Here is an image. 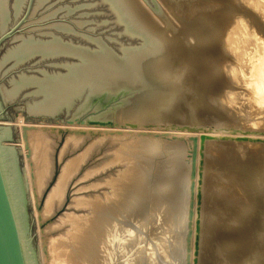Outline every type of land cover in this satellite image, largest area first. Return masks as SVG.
Masks as SVG:
<instances>
[{"label": "bare ground", "instance_id": "6f19581e", "mask_svg": "<svg viewBox=\"0 0 264 264\" xmlns=\"http://www.w3.org/2000/svg\"><path fill=\"white\" fill-rule=\"evenodd\" d=\"M244 1H246V4H248V6L251 9L253 8L255 10V11H253V10L250 11L248 9L249 13L246 16L247 18H245L243 15H240L239 14L240 11L238 12V14H236L237 12L235 13L234 9L232 10L230 8H225L222 10L221 6H220L221 8H219L220 11H218L219 9H217L218 12H215L214 9H213L214 12L210 11V13H209V11H208V13H207V11H204V14H202V15L203 16L205 15L204 18H206L208 20V22H207L208 24L206 23L207 25L206 24L203 25L204 29H201L202 26L200 27V29L197 28V27H199L198 23L197 24L194 23V24L198 25L197 27L195 26L192 28V26L194 24L190 25L191 29L189 28L190 31L188 30V34L185 37V38H187V37L191 36L192 38L195 39L196 44L194 43V45H192L190 43L192 46H190V47L185 46L186 48L183 45L184 51H182V52H184V53L179 54V52H178V54L182 56V59L184 61V62H182V63H184L183 65H186V64H189V65L193 64L194 65L196 63L204 64L201 66V68L199 70L196 71L197 74L198 73H206V74L210 75V78L212 77L213 79L223 78L222 75H217V76L214 75L219 70L220 71L224 70L225 73L227 74V78L226 77L225 78L227 79L226 81H228V83L222 87L216 88L213 91V93H218V94L221 93V94H219V96H217V98H218V99L216 98L217 101H214V102H216V104H214V106L217 105L215 107L218 108V110H216V112L214 111L215 115L216 114L218 116L221 115V113L223 112L220 110V109H222L221 106L229 103V104H231V106H234L233 113H231V114L244 112L243 115H244L245 119L251 120L253 117L250 119V116L251 115L253 116L252 113L254 111H257V112L261 111L263 113L262 115H264V21L259 22V20H258L259 19L258 16H261V18H263L262 20H264V0H244ZM231 2L235 5H237L238 7H240V5L243 6V4H242V2H240V0H233V1L231 0ZM164 3H165V1H164ZM246 4L244 3V5H246ZM171 7L172 8H170V10L173 11L172 10L173 6H171ZM200 7H202V6H200ZM240 8L242 9V7H240ZM245 10H246V7H245ZM202 15L200 14V16H202ZM200 16H198V17H200ZM198 17H197V19H198ZM197 19H196V21L198 22ZM181 23H183V22H181ZM199 24H201V23H199ZM229 25H232L233 27L229 28ZM188 26L189 25L187 23V28H188ZM165 30H167V29L165 28ZM165 30H164V32H166ZM174 30L175 29L173 28L172 31L175 33ZM168 34H170V33H168ZM172 35H174V34H172ZM169 36H171V35H169ZM179 36H180V34H179ZM174 39H176V38H174ZM181 39H183V38L181 37ZM177 40H178V38H177ZM175 43L177 45H178V43L179 44L183 43L186 45L188 43V40L187 39H185L184 41H182V40L176 41L175 40ZM175 43H174V45H175ZM180 49H181V47H180ZM207 60H208V62L210 60H213L214 62L208 63ZM179 61L180 60H178V62ZM179 64L180 63H178L176 65H179ZM187 69H189V67H187ZM191 70L194 71V69H192V68H190V70H188L187 72H183V70H182L180 72H183V73L179 74V72H178V75L182 76L181 78H184L186 81V77H188L190 75L189 73L191 72ZM216 70H218V71H216ZM224 71H222V73ZM217 74H221V73L219 72ZM188 78H190V76ZM236 80L238 83H235ZM185 81H183V82L185 83ZM186 83L187 84H184V85H186L185 87H188L187 86L188 85V79H187ZM211 84H213V82ZM190 86H194V84L190 85V83H189V88H188L189 91H190V88H193ZM194 87H196V86H194ZM208 96H210V94ZM214 98H212V99H214ZM177 100H175L173 103L172 99H171V102L173 103V105H175L177 103L176 102ZM169 101H168V103H169ZM211 104L213 105V101ZM169 105H171V104L169 103ZM251 105L253 106V110L249 111L248 107ZM207 107H208V105H207ZM219 107H220V109H219ZM224 108L223 109L226 110V112L228 114L230 112H232V111H230L231 109H229L228 106L224 107ZM231 108H233V107H231ZM181 110L184 111L182 108H181ZM188 111H191V109ZM185 112H184V114H186ZM163 113H165V112H163ZM168 113H169V111H168ZM194 113H195V111H194ZM196 113H195V115H196ZM173 114L171 115V112H170V115L172 117L175 116ZM180 114H182V112H180ZM258 115H260V114H258ZM165 116H167V115L165 114ZM163 117L164 116H162L161 118L163 119ZM178 117H176V119L180 118V117L179 118ZM223 117H225V116H223ZM176 119H175V121H174V119L172 121L170 119V121H167V122L166 121L161 122V121H159L160 120L159 119L154 123V124H156V126H154V124H153L152 127L148 126V127H132V128L119 127V126L80 125V124H61V123H42V122H36V123L35 122L34 123H28L27 122L26 123L22 117H20L18 119L17 123H19V126L21 128L20 129L21 130V133H20L21 136L20 137L22 138L21 139V142H22L21 145L23 147L21 149H24V156H25L24 160L26 162L25 165L27 167L26 172H28L27 186H29V188H30V190H29L31 193L30 196L32 197L31 199H32L33 205L35 207L34 213H35L36 223L38 224V235H39V241L38 242L41 245L40 246V258H41V262H42L41 264H116V262H115V258L117 257L116 252L119 251L125 243H129L130 245L133 243L134 244L136 243V245L138 244L139 248H140L138 251L136 250L137 254H133V255L131 254L132 256H129L130 254L128 255L129 257L127 259L126 264H148L150 262V259H151V257H149L150 254H154V255L156 254L159 258H161L159 256L161 254V252L159 250V247L161 245H158V243L163 241V244H164V242L165 241L167 242V240H161V241L159 240L158 243L155 241V244H153V243H151V241H149V239H150L149 234L147 236V235H145L146 233L144 232V235L142 233V236H141V233L138 232V230L140 231V227L137 228L138 229L137 232H136V230L134 231V232H136V234L134 235V233H133V237L137 236V233H140V236L133 238L129 233V230L131 231L132 229H127V231L123 229L122 231H124V232H122L119 229L122 227L121 226L119 227V224L116 223L118 221L117 217L119 216L118 214H120V210H124L125 208L128 207V204L126 203L127 193H128V197H129V191L131 193V189H133L132 186L135 183H137V185L140 184L138 187L135 184V186L138 189L143 187V186L148 187L149 190H146V192L149 191L150 197H152L153 194L159 195V196L161 195L162 200H163V197L165 195H167V194L169 195V194H171L170 192L174 191L173 192L174 197H173V199L172 198L170 199L173 201H169V199H167L168 202L173 203V205L170 206V208L172 209V207H173V209H174V207H175L174 210L172 209L173 210L172 213H174V211H176V214H177L176 218H175V220L177 219L176 224L173 227L175 229L176 228L181 229V227L184 224L188 223V221H189L192 224V225H190V230L192 227L194 228V231H197V229H198L200 234L197 235L196 242H195V245L193 247L196 248L195 256L199 257V259H200V261L196 264H201V257L204 258V256H201L202 251L204 250L203 246H204L205 239L207 238V236L204 234L205 229L203 230V228H205L204 227V221H205L204 220V215H205L204 212L206 211V209L204 211V206H205V208H207V206L205 205L206 196L208 194H212V192H210V189H209V192H207V190H206L207 186L212 183V180L216 181L215 183H217L218 181H221V179H223V178H224L223 179L224 182L221 181L220 183L223 182L224 185H226V184H228V182L230 181L229 179L231 178V177L227 178L226 174L225 175L222 174V175H224V177L222 175H221L222 177L220 175L218 177V174L221 173L218 170L219 173L215 174L217 176L214 177L212 175L214 177L212 180L207 179V177H208L207 174H209V172H210L208 166H209V164L211 165L213 163V161H215V160H213L212 163H210L211 159L210 160L208 159V158H212L211 154L209 155V153L211 152V149L209 151L210 147L208 148V146L210 144H212L213 146H211V147H212L213 151L214 150L220 151V148H227V149L231 148V147L228 148V146L236 147V149L239 151L240 148L247 146V148L249 147L250 151H252V152L256 151L258 153H261V156H262V155H264V130L256 128L254 126H253L254 128H250L249 125H248V127H246L247 125L243 126V124H241L242 126L241 125H234V124L232 125L231 123L227 124L229 121L223 122L224 121L223 119L219 120V119H221L220 117L216 119V122L214 124H212L213 123L212 122L211 123L212 125H209L207 123H201L202 120L199 121L198 123H195V122H193V120H192V122L191 121L190 122H188V121L183 122L182 119L180 118L181 119L180 121H182V122H180V121H177ZM231 119H232V117H231ZM253 119H255V118H253ZM252 121H254V120H252ZM259 121H260V123H262L264 121V116L262 117V119H259ZM241 122H243V121L241 120ZM233 123H236V122H233ZM204 125L209 126V128H206L204 133L201 135L198 133V131L202 126L204 127ZM260 126H262V125H260ZM262 127H260V128H262ZM3 130H5L3 132V139L10 137L11 131H12L10 129V127L5 128ZM93 133L98 134L101 137L111 136L114 138L117 137V139L119 138L121 140L120 147L118 148V150H120V154H117V155H121V157H120L121 161L125 159V158L123 159V157H126L127 160L132 159L131 163H133L134 162L133 160H137L139 158V156H140L139 154L141 152V153L150 155V156H148V155L147 156L150 157L152 164L147 168H144V167L142 168L141 166L136 167V168L134 167L136 170V173H134L133 169H127V170L125 169L124 171H121V172L119 171L118 174L115 176V178H112V180L109 183V187H110L109 188L110 191L108 192V193H110L109 196L107 194H105L103 197L98 196V195H93L90 193V191L88 193L87 191L90 189L89 186H84L83 188H80L81 191H79V193L77 195H75V192H74L75 188L72 186L73 185V183H72L73 179L71 180V178L74 176L75 172L77 171L76 167L79 166L84 155L83 156L80 155L78 158H74V159L71 158L68 161L64 162L62 160L63 159L62 156L64 154L63 149L59 152L60 153L59 156L56 155V151H58L57 150L58 146H60V143H59L60 140L58 139L59 140L58 141L55 137L57 136V138L59 137L62 140L65 137V134H68V136H69L68 138L74 139L76 142V145H77L78 141L81 140V137L83 135H86V134L92 135ZM162 136H171V137L174 136L176 138H180V140L176 141V143H175L176 147L175 148L169 149L167 147V145L162 142ZM99 140H101V138H99ZM201 142H202V144H204L203 146L201 145ZM225 142L227 143L226 145H225ZM0 146H1V142H0ZM1 148H2V146H1ZM8 149H9L8 153L11 155V158H12V162H11L12 169H11L10 175L8 172L6 162H5V165L7 168V174L9 177L10 185L12 187L11 189H12L13 199L15 201V206H17L16 208H17V213L19 215V221L21 224L22 233L24 236V243H25L26 250H27L28 262H29V264H39V262H38L39 258L37 256L36 251H35L36 249L33 247L32 240L30 238L31 235L29 236L27 234V232L30 231L29 230L30 226H29L27 195H26V188H25L26 185H25V183H23V178L21 179L18 176V172H17L18 168H16V153L17 152L15 153L14 149H10V148H8ZM191 149L194 150V156H192V157L189 154ZM3 150L4 149H2V151ZM231 150L233 151L234 149H230V151ZM227 151H229V150H227ZM227 151H226V153H224V155H225L224 160L223 161L221 160L223 163V166L221 169L222 173H223V168H226L232 172L231 175L238 176L237 174H239L243 170H246L247 167L244 166L246 163L245 164L239 163L240 162L238 159L239 157L235 158V156L233 157L232 152L228 153ZM237 152H236V156L239 155V154L237 155ZM2 154H3V152H2ZM144 154H142V155H144ZM218 155H220V154H218ZM208 156H210V157H208ZM212 159H214V158H212ZM127 160L125 159V161H127ZM139 160H143V159L141 158ZM219 160L215 161L216 165H217V161H219ZM60 161H62V163H61L62 170L61 171H59V169H58V164H60ZM147 161L149 163V158ZM246 161H247V159H246ZM137 162L139 163V161H137ZM135 163L136 162H134L135 166H136V164H137V166H139L138 163H136V164ZM222 163L220 162L219 166H220V164L222 165ZM149 164H147V165H149ZM147 165L145 164L144 166H147ZM211 171H212V168H211ZM214 171H212V173H214ZM215 172H217V171H215ZM175 173H177L176 176L174 175ZM194 173H195V175H194ZM224 173H226V172H224ZM87 174H88V172L85 173V175H87ZM136 174L139 178H137L138 180L135 182L132 175H136ZM228 174H229V172H228ZM174 176L177 177L176 178L177 183L175 181H173L174 184L173 183L172 184L175 186V188L172 189L169 187L170 185H167V184H169L168 182L171 181L172 179L175 180ZM209 178H211V176ZM53 180L56 182L54 183ZM235 181H237V179ZM68 182H69V184L67 185ZM240 182H242V181H240ZM175 183H176V185H175ZM238 183L239 182H237L236 186L240 187L241 185H238ZM240 184H242V183H240ZM262 186L264 188V183L262 185H260V187H262ZM226 187H227V185H226ZM241 187H243V185ZM213 188H215V189H213L215 191V193H218V192H216V190L219 189V186H217V184H216V186L214 185ZM141 189H140V191H141ZM235 189H237V188H235ZM225 190H227V188ZM228 191H231V190H228ZM144 192H142V193L144 194ZM226 192L227 191H225V193ZM223 193H224V191H223ZM225 193H224V195H225ZM247 193H248V191H247ZM259 193L261 195V193H262L261 190ZM123 194H124V196H123ZM221 194H222V190H221ZM231 194L232 193H230L228 195H231ZM222 195H219V196L221 197ZM228 195L226 197H230ZM154 197L156 198V196H153V199H154ZM226 197L224 196L225 199H227ZM262 197L259 198L258 201L261 203V206H262L261 207L262 210L260 211V214L263 218L262 221H264V198H262ZM73 198H74V200H72ZM212 198L213 197H211L209 199H212ZM215 198H217V197H215ZM224 198H222V200ZM237 198H239V197H237ZM104 199H106L105 203H103ZM129 199H130V197H129ZM229 199H231V201H232L234 198L232 199L230 197ZM235 199H236V197H235ZM71 200H72V203L70 204ZM107 200L109 202H107ZM167 200L165 199V201H167ZM214 200L215 199H213L211 201H214ZM129 201L131 202L132 199H130ZM158 201H161V199H158ZM231 201L227 200V204H224V205L225 206L228 205L229 208L235 209V212L237 211V214L241 210L243 213L242 212L239 213V215H237V218H239V217L241 218V216L244 213H246V212L248 213L250 209L251 210L253 209V208H250L251 206L249 204H246V206L249 205L250 207L248 206V207H246V209L243 210L244 206L241 204L244 200L241 201V203L238 202V205L236 204L234 207H232V205H234V203L232 204ZM235 201H237V200H235ZM235 201L233 200V202H235ZM119 202H121L120 204H122V206L118 204ZM132 202H134V201H132ZM152 202L154 203V201H152ZM155 202H157V200ZM207 202H210V201H208V199H207ZM254 202L255 201H253V203ZM162 203H165V202L163 201ZM244 203H246V202H244ZM247 203H248V201H247ZM130 204H133V203H130ZM159 204H161V202H159ZM55 205H57L56 211L54 209ZM125 205H127V206H125ZM135 205H137V204H134V207H135ZM159 206L160 205H158L157 208H159ZM168 206H169V203L166 205V207H168ZM214 206H216V205H214ZM214 206H213V208H214ZM122 207H124V208L121 209ZM163 207H164V205L161 207L162 210L164 209ZM155 208H156V206L154 207V209ZM68 209L72 212L66 213ZM129 210H130V214L131 213L134 214V212H132L131 209H128L127 211H129ZM172 210L167 211L170 214L167 216L170 217L172 215V213H170ZM61 211L65 212L66 214L64 213L65 215L62 216ZM212 212H213V209H212ZM219 212H220V210H219ZM147 213L149 214L150 210ZM163 213H164V211L162 212V214ZM211 213L210 214L208 213V214L211 215ZM58 214H59L61 219L58 222H53L54 216H56ZM148 214H146V217ZM223 214H224V212H223ZM234 214H236V213H234ZM206 216L208 217V215H206ZM143 217H145V216H143ZM149 217H151V216H149ZM169 217H165V218L169 221V219L171 218V217L170 218ZM211 217H213V216H211ZM228 217L231 219L232 215L230 214ZM140 218L143 219L142 217H140ZM153 218H155V217L153 216ZM162 218L164 219L163 215H162ZM233 218H235V217H233ZM150 220H148V222H150ZM154 220L152 219V221H154ZM164 220H163V222H165ZM227 220H228V218H227ZM212 221H213V219H212ZM240 221H241V219H240ZM240 221L237 219L235 221V224L239 225ZM148 222H146L145 226L147 225ZM218 222L221 223L222 221L221 222L218 221ZM158 223L156 222L155 224H158ZM170 223H171V221H170ZM213 223H216V222L213 221ZM149 224H151V223H149ZM149 224L147 226L148 229L151 228ZM227 224H229V223H227ZM248 224H249V222H248ZM163 225H165V223ZM206 225L208 226V224H205V226ZM233 225H234V223H233ZM262 226L264 227V222H262L261 227ZM124 227H126V226H124ZM127 228H129V226ZM228 228H229V226H228ZM221 229L224 230V228H221ZM154 230L152 229V231H154ZM165 230H167V228ZM183 230H181V232H179L177 230L179 232V234L177 231H174L176 233L175 234L172 233V234L173 235L178 234L179 238H180L179 240L183 239V241H185L184 240L185 236L189 233L190 230H189V227H187V226ZM260 230H261V228H260ZM149 231L150 230H148V232ZM162 231L163 232H161V234L164 233V230H162ZM251 231H252V229H251ZM132 232H133V230H132ZM220 232L221 231L219 230V233ZM243 232H245V231H243ZM159 233H160V231H159ZM209 234H210V232H209ZM222 234H225V233H222ZM236 234H238V233H236ZM261 234L263 235V237L261 235L262 240H264V230L262 231ZM173 235H169V237L173 236ZM211 235H213V234H211ZM251 235L252 234H250L249 236H251ZM257 235H258V233H257ZM152 236H151V238H152ZM156 236H157V233H156ZM253 236H254V234H253ZM153 237H155V236H153ZM212 237H214V236H212ZM255 237H256V235H255ZM28 238H30V239H28ZM172 239L178 240V237H177V239H176V237L172 238ZM172 239H169V240H171L170 243H172V241H173ZM150 240H152V242L154 241L153 239H150ZM179 240H178V242H179ZM208 241H210V240H208ZM231 241H229V243L234 242V241L233 242H231ZM181 242H182V240H181ZM174 243H176V244H174ZM174 243H173L175 245L174 248L172 246H170V248L172 247L171 249L173 251L169 248V245H168V248L172 251V254H171L172 260H171V258H169L171 261L169 260L168 262H172L170 264H180L179 260L181 259V256H182V253H181L182 245H179L180 242L177 243V241ZM216 243H215V245H216ZM134 244L131 246H134ZM147 246L148 247L151 246V251L149 250L150 251L149 253H147L148 250L145 253V251H146L145 249H147L146 248ZM256 246H257V244H256ZM168 248H166L167 251H165V253L166 252L170 253L169 252L170 250ZM224 248H226V247H224ZM149 249H150V247H149ZM157 250L160 253L156 252ZM257 250H259V249H257ZM129 251H130V249H129ZM136 251H135V253H136ZM168 253H167V255H168ZM219 254L221 256V252ZM121 256H122V254H121ZM162 257H164L163 259L165 260V262H167V260L165 259V256L162 255ZM119 258L121 259V257H119ZM166 258L168 259V256H166ZM206 258L209 259L210 257H206ZM224 258H226V256ZM176 260H178L179 262L176 263L175 262ZM260 260H261V258H260ZM247 261L248 262L246 264H253L256 261V259H250ZM158 262L159 261H157L156 263H158ZM208 262L209 261H207V264H208ZM211 262H213V260ZM209 264H211V263H209Z\"/></svg>", "mask_w": 264, "mask_h": 264}, {"label": "water", "instance_id": "95a60500", "mask_svg": "<svg viewBox=\"0 0 264 264\" xmlns=\"http://www.w3.org/2000/svg\"><path fill=\"white\" fill-rule=\"evenodd\" d=\"M176 56L139 0H0V120L152 127L186 94ZM11 188L0 146V264H29Z\"/></svg>", "mask_w": 264, "mask_h": 264}, {"label": "rangeland", "instance_id": "374dc122", "mask_svg": "<svg viewBox=\"0 0 264 264\" xmlns=\"http://www.w3.org/2000/svg\"><path fill=\"white\" fill-rule=\"evenodd\" d=\"M158 1V3L161 5V7H162V9L164 10V12H165V14L168 16V18L170 19V21L173 23V25L175 26V27H173V26H167L166 25V22L158 15L157 16V14L150 8V6L146 3V1H144V0H139V3H140V5L146 10V12H147V14L149 15V17L152 19V20H154V22L155 23H157L160 27H161V29L163 30H165V28L167 29V30H165L166 32H164V30H163V32L168 36V38H170L171 39V41H172V43L174 44L175 43V40L176 41H180V40H182V41H184L185 39H187L188 40V45L186 44H183V43H181V44H179L178 43V45L175 43V46H176V49H177V54H178V52H179V54H182V53H184V52H182V51H184V47L186 46V47H190V46H192V45H194V43L196 44V41H195V39L194 38H192L191 36L190 37H187V38H185L186 36H187V34H188V30L190 31V25H192V24H194V23H198V25H199V27H197L198 25H196V24H194L193 26H192V28L193 27H197V28H199L200 29V27H201V29H204V27H203V25H205L207 22H208V20L206 19V18H204V16L202 15V14H204V11H207V13H208V11H209V13H210V11L211 12H214V10H215V12H218V11H220V9L219 8H221L222 10L223 9H225V8H230V9H234L235 10V13L236 14H238V12L240 11V15H243L245 18H247L246 16H247V14L249 13L248 12V9L251 11V10H253V11H255L253 8L251 9L249 6H248V4H246V1H244V0H240V2H242V4H243V6L242 5H240V7H242V9L240 8V7H238L237 5H235V4H233L232 2H231V0H206V1H196V2H194V3H191V4H188V5H186V6H183V7H180V8H178V7H176L170 0H157ZM164 1H165V3H164ZM219 1V2H218ZM233 1V0H232ZM164 4H163V3ZM235 3V2H234ZM244 3L246 4V5H244ZM237 4V3H236ZM225 7H224V6ZM231 5V6H230ZM171 6H173V11H171L170 10V8H172ZM200 6H202V7H200ZM217 6V7H216ZM221 6V7H220ZM230 6V7H229ZM237 6V7H236ZM212 7V8H211ZM245 7H246V10H245ZM203 8V9H202ZM237 8V9H236ZM210 9V10H209ZM214 9V10H213ZM217 9H219L218 11H217ZM176 12H175V11ZM245 11V12H244ZM198 12V13H197ZM203 12V13H202ZM177 13V14H176ZM197 13V14H196ZM200 14L203 16H200ZM245 14V15H244ZM256 14V13H255ZM176 16V17H175ZM196 16V17H195ZM198 16H200V17H198ZM191 17V18H190ZM197 17H198V19H197ZM175 18V19H174ZM203 18V19H202ZM258 20H259V22H262V21H264V20H262L263 18H261V16H258ZM184 19V20H183ZM196 19L198 20V22L196 21ZM207 21H206V20ZM191 20V21H190ZM203 21V22H202ZM206 21V22H205ZM181 22H183V23H181ZM205 22V23H204ZM187 23H188V28H187ZM199 23H201V24H199ZM203 23V24H202ZM208 24V23H207ZM206 24V25H207ZM233 26L232 25H229V28H232ZM173 28L175 29L174 31H175V33L172 31L173 30ZM190 28V29H189ZM170 32H169V31ZM229 30V29H228ZM173 32V33H172ZM180 34V36H179V34ZM168 33H170V34H168ZM172 34H174V35H172ZM169 35H171V36H169ZM182 35V36H181ZM180 38H179V37ZM181 37L183 38V39H181ZM174 38H176V39H174ZM177 38H178V40H177ZM191 38V39H190ZM191 42H190V41ZM192 45H191V44ZM183 45H184V47H183ZM180 47H181V49H180ZM185 47V48H186ZM202 48V47H201ZM179 49V50H178ZM177 55L176 56V60H175V62H174V64H173V66H172V68H171V73L173 72L174 74H176V75H178V72H179V74H181V73H183V72H187L188 70H190V68H192V69H194V71L193 70H191V72L188 74L189 76H190V78H188V77H186V81H185V79L183 78L182 80L183 81H185V83L184 84H187L186 82H187V79H188V87H185L186 88V94L185 95H182V96H179V98L178 97H175V98H173L172 99V102L174 103V101L175 100H177L176 102V104L175 105H173V103L171 102V99H170V101H169V103L171 104V105H169V103L167 102V104H166V107H165V109H164V112L165 113H163L162 114V116H164L163 117V119L160 117L158 120L159 121H161V122H167V121H170V119H171V121L174 119V121H175V119H176V117H180L181 119H182V121L183 122H185V121H188V122H192V120H193V122H195V123H198L199 121H201V123H207V124H209V125H212V124H214L215 122H216V119L217 118H221V119H219V120H224L223 122H227V121H229L227 124H234V125H241V124H243V126H245V125H247L246 127H248V125H249V127L250 128H254V127H256V128H259V129H263L264 130V121L262 122V123H260V121H259V119H262V117L264 116V115H262L263 113L261 112V111H259V112H257V111H254L252 114H253V116L251 115L250 116V119L253 117V118H255V119H251V120H246L245 119V117H244V112L243 113H234V114H231V113H233V110H234V106H231V104H229V103H227L226 105L224 104V105H222L221 106V108L222 109H220V107H219V109L221 110V111H223L222 113H221V115H215V112H216V110H218V108L217 107H215V106H217V105H215L214 106V104H216V102H214V101H217V96H219V94H221V93H213V91L216 89V88H218V87H222V86H224V85H226L227 83H228V81H226L227 79V74L225 73V71L224 70H222V71H224L223 73H222V71H218V70H216V71H218L217 73H221V74H217L216 72V74H214L215 76H217V75H222L223 76V78H216V79H213L212 77L210 78V75H208V74H206V73H198L197 74V70H199L200 68H201V66L202 65H204V64H201V63H196V64H186V65H183L184 63H182V62H184L183 61V59H182V56L181 55ZM180 56V57H179ZM180 59H179V58ZM178 58V59H177ZM178 60H180L179 62H178ZM178 63H180L179 65H176V64H178ZM207 62H208V60H207ZM212 63V62H214L213 60H210L208 63ZM176 63V64H175ZM193 66V67H192ZM174 67V68H173ZM181 67V68H180ZM183 67V68H182ZM186 67V68H185ZM187 67H189V69H187ZM174 70V71H173ZM176 70V71H175ZM183 70V72H180V71H182ZM195 73V74H194ZM221 76V77H222ZM180 77H182V76H180ZM202 77V78H201ZM226 77V78H225ZM215 80V81H214ZM193 81V82H192ZM211 81V82H210ZM213 82V84H211ZM189 83H190V85L192 84H194V86H196V87H194V86H190V87H193V88H190V91H189ZM235 83H238L237 82V80H236V82ZM202 84V85H201ZM223 84V85H222ZM208 85V86H207ZM221 85V86H220ZM186 86V85H185ZM198 86V87H197ZM195 88V89H194ZM198 88V89H197ZM192 89V90H191ZM197 89V90H196ZM194 91V92H193ZM205 91V92H204ZM208 94H207V93ZM199 93V94H198ZM213 93V94H212ZM210 94V96H208ZM236 94V93H235ZM192 97H190V96ZM198 95V96H197ZM209 97V98H208ZM215 97V98H214ZM189 100H188V99ZM212 98H214V99H212ZM217 98V99H216ZM175 99V100H174ZM182 101H181V100ZM212 101H213V105L211 104L212 103ZM210 102V103H209ZM184 103V104H183ZM207 105H208V107H207ZM169 106V107H168ZM173 106V107H172ZM182 106V107H181ZM228 106V108L229 109H231L230 111H232V112H230L229 114L226 112V110H224L225 108L224 107H227ZM176 107V108H175ZM192 107V108H191ZM215 107V108H214ZM231 107H233V108H231ZM172 108V109H171ZM181 108L184 110V111H182L181 110ZM186 110H185V109ZM224 108V109H223ZM190 110L191 109V111H188V110ZM194 109V110H193ZM169 111V113H168V111ZM193 110V111H192ZM247 110V109H246ZM248 110L249 111H252L253 110V106L251 105V106H249L248 107ZM176 111V112H175ZM182 112V114H180V112ZM186 111V112H185ZM189 113H188V112ZM194 111H195V113H196V115H195V113H194ZM215 111V112H214ZM229 111V110H228ZM170 112H171V115L173 114V115H175V116H171L170 115ZM173 112V113H172ZM184 112L186 113V114H184ZM192 113V114H191ZM199 113V114H198ZM165 114L169 117H167V116H165ZM198 114V115H197ZM258 114H260V115H258ZM170 115V116H169ZM182 115V116H181ZM185 115V116H184ZM239 115V116H238ZM215 116V117H214ZM223 116H225V117H223ZM234 116V117H233ZM238 116V117H237ZM20 117H22L23 118V120H24V115H22L21 114V116L20 115H17V121H18V119L20 118ZM171 117V118H170ZM178 117V118H179ZM223 117V118H222ZM231 117H232V119H231ZM240 117V118H239ZM167 118V119H166ZM176 119L177 121H180L181 119ZM243 121V122H241V120ZM197 120V121H196ZM233 120V121H232ZM235 120V121H234ZM245 120V121H244ZM252 120H254V121H252ZM182 121H180V122H182ZM232 121V122H231ZM238 121V122H237ZM259 121V122H258ZM213 122V123H212ZM233 122H236V123H233ZM240 122V123H239ZM27 123V122H26ZM28 123H34V122H28ZM36 123V122H35ZM212 123V124H211ZM253 123V124H252ZM251 124V125H250ZM262 125V126H260V125ZM242 126V125H241ZM254 126V127H253ZM10 127V129L12 130L11 131V135H10V137H8V138H4L3 139V132L5 131V130H3V129H5V128H9ZM260 127H262V128H260ZM0 142H1V146H2V149H4L2 152H3V157H4V160H5V162H6V165H7V168H8V172H9V175H10V172H11V169H12V165H11V162H12V158H11V155L8 153V148H10V149H14V152L16 153V168H18L17 169V172H18V176H19V178H23V183H25V188H26V195H27V205H28V213H29V226H30V228H29V230L30 231H28L27 232V234L30 236V238H31V240H32V245H33V247L36 249L35 251H36V253H37V256H38V258H39V264H41L42 262H41V258H40V243L38 242L39 241V235H38V224L36 223V218H35V213H34V205H33V202H32V197L30 196L31 195V193H30V188H29V186H27V183H28V181H27V179H28V172H26L27 171V167H26V162H25V156H24V149H21V148H23L22 147V145H21V128H20V126H19V123H17L16 121H3V120H0ZM206 128H209V126H206V125H204V127L202 126L200 129H199V131H198V133L199 134H203L204 133V131L206 130ZM69 136H68V134H65V137L61 140V138H57V136L55 137L58 141H59V143H60V146H58V151H56V155H60V151L63 149L64 150V154H63V161L64 162H66V161H68L69 159H74V158H78L80 155H84L83 156V158H82V161L80 162V164H79V166L78 167H76V172H75V174H74V176L71 178V180L73 181L72 183H73V187L75 188V190H74V192H75V195H77L78 193H79V191H81L80 190V188H83L84 186H89L90 187V189L87 191L88 193H89V191H90V193L91 194H93V195H98V196H104L105 194H107L108 196L110 195V193H108L109 191H110V187H109V183H110V181L112 180V178H115V176L118 174V172L120 171H124L125 169L127 170V169H133V171H134V173H136V170H135V168L136 167H144V168H147V167H149L152 163H151V159H150V157H148V156H150V155H148V154H144V153H141L140 152V156H139V158L137 159V160H133L134 162H136V163H138L137 161H139V163H138V165L139 166H137V164H136V166L134 165V162L133 163H131V160L132 159H130V160H127V158L126 157H123V159L125 158L127 161H125V159L124 160H122L121 161V159H120V157H121V155H117V154H120V150H118V148L120 147V144H121V140L118 138L117 139V137L116 138H114V137H111V136H105V137H101L100 135H98V134H95V133H93L92 135H88V134H86V135H83L82 137H81V140H79L78 141V144L76 145V142H75V140L74 139H69L68 138ZM99 138H101V140H99ZM178 140H180V138H176V137H171V136H162V142L164 143V144H166L167 145V147L170 149H173V148H175L176 147V145H175V143H176V141H178ZM220 142V141H219ZM222 142V141H221ZM227 143L225 142V145H226ZM201 145L203 146L204 144H202V142H201ZM211 146H213L212 144H210L209 146H208V148H209V151H210V149H211V152L209 153V155L211 154V156H212V158H214V159H212V158H208V157H210V156H208L207 158L210 160V163H212V161L213 160H219L221 163H222V161L224 160V153H226V151L227 150H229V151H227L228 153L229 152H232L233 153V157L235 156V158L236 157H239L238 159H239V163H242V164H245L244 166H246L247 168H246V170H243L242 172H240L239 174H237L238 176H235V175H231V171L230 170H228V169H226V168H223V173H222V166H223V163H222V165L220 164V166H219V161H217V165H216V162L215 161H213V165L211 164H209V170H210V172H209V174H207L208 175V177H207V179L208 180H212L215 176H217V175H215V174H218L219 172H218V170L221 172V173H219L218 174V177H219V175L221 176L222 174H226V177L228 178V177H231L228 181L232 184H230L228 181V184H226L227 185V187H226V185H224V181H223V179H221V181H223L222 183H220L221 181H218L217 183H215L216 181H213L212 180V183L210 184V185H208L207 186V192H209V189H210V192H212V194H208L207 196H206V201H205V205L207 206V208H205V206H204V211H205V209H206V211L204 212L205 213V215H204V227L205 228H203V230L205 229V231H204V234L207 236V238L205 239V242H204V246H203V251H202V255L201 256H204V258L203 257H201V264H207V261H209L208 262V264L209 263H211V264H246L248 261L247 260H250V259H256V261L253 263V264H264V240H262V237H263V235L261 234L262 233V231L264 230V227L262 226L261 227V225H262V222H264V221H262V216H261V214H260V211L262 210V206H261V203L258 201L259 200V198H261L262 196V198H264V188H263V186L262 187H260V185H262L263 183H264V155H262L261 156V153H258V152H256V151H250L249 150V147L247 148V146L246 147H243V148H240V150L238 151L237 149H236V147H233V146H228V148L229 147H231V148H229V149H227V148H220V151L218 150H214L213 151V149H212V147ZM247 148V149H246ZM225 151H223V150ZM230 149H234L233 151L231 150L230 151ZM23 150V151H22ZM216 151V152H215ZM239 153H238V152ZM236 152H237V155L238 156H236ZM222 153V154H221ZM258 153V154H257ZM55 154V153H54ZM142 154H144V155H142ZM190 155H191V157L192 156H194V150H192L191 149V151H190V153H189ZM213 154V155H212ZM216 154V155H215ZM218 154H220V155H218ZM148 155V156H147ZM214 156V157H213ZM257 157V158H256ZM261 157V158H260ZM143 159V160H139V159ZM148 158H149V163H148ZM216 158V159H215ZM218 158V159H217ZM223 158V159H222ZM246 159H247V161H246ZM251 159V160H250ZM260 159V160H259ZM222 160V161H221ZM19 161V162H18ZM125 161V162H124ZM130 161V162H129ZM251 161V162H250ZM129 162V163H128ZM144 164H143V163ZM262 162V163H261ZM61 163H62V161H60V164H58V169H59V171H61L62 170V165H61ZM127 163V164H126ZM126 164V165H125ZM142 164V165H141ZM147 165V164H149V165H147V166H144V165ZM217 167H216V166ZM213 166V167H212ZM20 167V168H19ZM61 167V168H60ZM135 167V168H134ZM211 168H212V171H217V172H215L214 171V173H212V171H211ZM258 168V169H257ZM214 169V170H213ZM20 170V171H19ZM227 170V171H226ZM88 172V174L87 175H85V173H87ZM224 172H226V173H224ZM228 172H229V174H228ZM60 173V172H59ZM211 173V174H210ZM176 174L177 173H175L174 175L176 176ZM173 175V174H172ZM194 175H195V173H194ZM214 177H213V176ZM224 175H222L223 177H224ZM242 175V176H241ZM171 176V175H170ZM174 176V177H175ZM211 176V178H209ZM221 176V177H222ZM241 176V177H240ZM76 177V178H75ZM132 177H133V179H134V181L136 182L138 179L137 178H139L138 176H137V174L136 175H132ZM173 177V176H172ZM239 177V178H238ZM176 178L177 177H175V180L174 179H172L171 181H169L168 183L169 184H167V185H170L169 187L170 188H172V189H174L175 188V186L173 185L174 183H173V181H175L176 182ZM234 179V180H233ZM237 179V181H235ZM234 181V182H233ZM240 181H242V182H240ZM53 182L55 183L56 181H54L53 180ZM52 182V183H53ZM226 182V183H227ZM237 182H239L238 183V185H243V187H239V186H236L237 185ZM173 183V184H172ZM177 183V182H176ZM176 183H175V185H176ZM234 183V184H233ZM240 183H242V184H240ZM69 184V182L67 183V185ZM136 184V186L138 187L139 185H137V183H135ZM135 184H133V186H132V188L133 189H131V193H130V191H129V197H130V199H132V201H134V202H130L129 200V197H128V193H127V197H126V203L128 204V209H131V211L132 212H134V214L133 213H131L130 214V210L129 211H127L128 209L127 208H125L124 210H120V214H118L119 216L117 217V224H119V227L121 226L122 228H119L120 229V231H122L123 229L124 230H126L127 231V229H132L133 230V232H132V230L130 231L129 230V233H130V235L133 237V233H134V235L136 234V232H137V228L138 227H140V231L138 230V232H140L141 233V236H142V233H143V235H144V232L146 233L145 235H147L148 236V234H149V237H150V239H153L154 241L152 242V240H150L149 239V241H151V243H153V244H155V241L158 243L159 242V240L161 241V240H167V242L165 241L164 242V244H163V241H161V242H159L158 243V245H161L160 247H159V250H160V252H161V254L163 255V256H165V259L167 260V262H165V260L163 259L164 257H162V255L160 254L159 256L161 257V258H159L156 254L154 255V254H150V256L149 257H151V259H150V262L148 263V264H155L157 261H159L158 263H156V264H170V263H172V262H168L170 259L169 258H171V254H172V247L174 248V244H176V243H174V242H176L177 241V243H179V245H182V247H181V253H182V256H181V259L178 261V260H176L175 262L176 263H180V264H196V263H198L199 261H200V259H199V257H197V256H195V254H196V248L195 247H193L194 245H195V242H196V237H197V235H199L200 233H199V231H198V229H197V231H194V228L192 227L191 228V230H190V225H192L191 224V222H189L188 221V223H186V224H184L182 227H181V229H178V228H174L173 226H175V224H176V220H175V218H176V211H174V213H172L173 212V210L175 209V207H174V209H173V207H172V209L170 208V206H172L173 205V203L171 202H168V200L167 199H169V201H173V200H170L171 198L173 199V192L174 191H172V192H170L171 194H167V195H165L164 197H163V200H162V196L160 197L159 195H155V194H151L152 195V197H150V193H149V191H147L146 192V190H149V188L148 187H145V186H143V187H141V188H137L136 186H135ZM216 184H217V186H219V189H217L216 190V192H218V193H215V191L213 190V189H215V188H213V186L215 185L216 186ZM172 185V186H171ZM247 185V186H246ZM174 186V187H173ZM235 186V187H234ZM246 186V187H245ZM227 188V190H225L226 188ZM233 187V188H232ZM29 188V189H28ZM218 188V187H217ZM235 188H237V189H235ZM244 188V189H243ZM140 189H141V191H140ZM212 189V190H211ZM221 190H222V194L224 195V193H225V191H227L226 193H225V197L228 195V194H230V193H232L231 195H228V196H230L234 201L235 200H237V201H235V202H233V200L231 201V199H229L230 197H226L227 199H225L224 198V196L221 194ZM228 190H231V191H228ZM258 190V191H257ZM260 190H261V195H260ZM145 191V192H144ZM223 191H224V193H223ZM247 191H248V193H247ZM142 192H144V194L142 193ZM214 192V193H213ZM220 192V193H219ZM30 193V194H29ZM138 195H137V194ZM247 193V194H246ZM126 194V193H125ZM216 194V195H215ZM218 194V195H217ZM219 195H222L221 197L219 196ZM247 195V196H246ZM249 195V196H248ZM30 196V197H29ZM123 196H124V194H123ZM153 196H156V198L154 197V199H153ZM170 196V197H169ZM217 197V198H215V197ZM244 196V197H243ZM169 197V198H168ZM211 198V197H213L212 199H209V198ZM235 197H236V199H235ZM237 197H239V198H237ZM75 198V197H74ZM74 198L72 199V200H74ZM115 198V197H114ZM151 198V199H150ZM222 198H224L223 200H222ZM242 198V199H241ZM252 198V199H251ZM153 199V200H152ZM157 200V202H155L156 200ZM158 199H161V201H158ZM165 199L167 200V201H165ZM207 199H208V201H210V202H207ZM213 199H215L214 201H211V200H213ZM217 199V200H216ZM72 200L70 201V204L72 203ZM101 200V199H100ZM221 200V201H220ZM227 200H230L231 201V203L233 204L234 203V205H232V207H234L236 204L238 205V202L239 203H241V201H243L242 202V204L241 205H243L244 207H243V210L244 209H246V207H248L249 205L251 206H249L250 208H253L252 210L250 209L249 210V212L246 214V213H244L242 216H241V218L239 217V218H237V215H239V213H241L242 211L240 210H238L239 212H238V214H237V211L235 212V209H233V208H229L228 207V205H224V204H227ZM105 201H106V199H104V201H103V203H105ZM152 201H154V203L152 202ZM165 202V203H162V202ZM247 201H248V203H247ZM253 201H255L254 203H253ZM107 202H109L108 200H107ZM133 203V204H130V203ZM159 202H161V204H159ZM213 202V203H212ZM226 202V203H225ZM244 202H246V203H244ZM121 202H119L118 204L119 205H121L122 206V204H120ZM169 203V206L168 207H166V205ZM209 203V204H208ZM211 203V204H210ZM134 204H137V205H135V207H134ZM246 204H249V205H247L246 206ZM158 205H160L159 206V208H157L158 207ZM164 205V209L162 210V206ZM214 205H216V206H214ZM125 206H127V205H125ZM156 206V208L154 209V207ZM211 206V207H210ZM213 206H214V208H213ZM132 207V208H131ZM134 207V208H133ZM138 207V208H137ZM210 207V208H209ZM223 207V208H222ZM56 208H57V205H55V211H56ZM68 208V207H67ZM124 207H122L121 209H123ZM155 210H153V209ZM167 208V209H166ZM209 208V209H208ZM161 209V210H160ZM212 209H213V212H212ZM134 210V211H133ZM149 210H150V215L147 213V212H149ZM157 210V211H156ZM169 210H172L170 213H172V217L170 218L169 216H167V215H170L167 211H169ZM219 210H220V212H219ZM224 210V211H223ZM237 210V209H236ZM54 211V212H55ZM64 211V210H63ZM63 211H61V215L62 216H64L66 213H69V212H72V211H70L69 209L67 210V212L65 213V212H63ZM124 211V212H123ZM164 211V213L162 214V212ZM251 211V212H250ZM253 211V212H252ZM53 212V213H54ZM129 212V213H128ZM152 212V213H151ZM166 212V213H165ZM212 212V213H211ZM223 212H224V214H223ZM65 213V214H64ZM211 213V215H209V214ZM218 213V214H217ZM220 213V214H219ZM229 213V214H228ZM234 213H236V214H234ZM243 213V212H242ZM133 214V215H132ZM138 214V215H137ZM140 214V215H139ZM143 216H145V217H143ZM146 214H148L147 215V217H146ZM152 214V215H151ZM160 214V215H159ZM166 214V215H165ZM224 216H223V215ZM227 214V215H226ZM232 215V218L230 219L228 216L229 215ZM246 214V215H245ZM259 214V215H258ZM159 215V216H158ZM162 215L164 216V219L162 218ZM206 215H208V217L206 216ZM219 215V216H218ZM121 216V217H120ZM149 216H151V217H149ZM153 216L155 217V218H153ZM158 216V217H157ZM210 216V217H209ZM211 216H213V217H211ZM140 217H142L143 219H141ZM165 217H169L168 219H169V221L165 218ZM215 217V218H214ZM233 217H235V218H233ZM247 217V218H246ZM55 218V219H54ZM54 218H53V222H58L61 218H60V216H59V214L58 215H56V216H54ZM119 218V219H118ZM135 218V219H134ZM149 218V219H148ZM160 218V219H159ZM162 218V219H161ZM208 218V219H207ZM213 219V221L214 222H216V223H213V221H212V219ZM220 218V219H219ZM227 218H228V220H227ZM141 219V220H140ZM150 220V222H148V220ZM152 219L154 220V221H152ZM159 221H158V220ZM210 219V220H209ZM218 219V220H217ZM224 221H223V220ZM239 220L240 221V219H241V221L239 222L240 224L239 225H236L235 224V221L236 220ZM249 219V220H248ZM143 220V221H142ZM157 220V221H156ZM163 220L165 221V222H163ZM208 220V221H207ZM234 220V221H233ZM122 221V222H121ZM170 221H171V223H170ZM218 221H222L221 223H219ZM243 221V222H242ZM261 221V222H260ZM35 222V223H34ZM146 222H148L147 223V225L145 226V224H146ZM157 222H159L158 224H155V223ZM168 222V223H167ZM206 222V223H205ZM219 224H218V223ZM225 222V223H224ZM248 222H249V224H248ZM122 223V224H121ZM126 223V224H125ZM149 223H151V224H149ZM165 223V225H163ZM210 223V224H209ZM213 223V224H212ZM223 223V224H222ZM227 223H229V224H227ZM233 223H234V225H233ZM246 223V224H245ZM144 224V225H143ZM148 224L150 225V227L154 230V231H152V229L150 228V229H148ZM153 224V225H152ZM205 224H208V226L206 225L205 226ZM37 225V226H36ZM189 225V226H188ZM229 226V228H228V226ZM232 225V226H231ZM246 225V226H245ZM258 227H257V226ZM124 226H126V227H124ZM129 226V228H127ZM145 226V227H144ZM163 226V227H162ZM186 226L187 227H189V233L185 236V241H183V239H181L182 240V242H181V240H179L180 238H179V232H181V230H183L184 228H186ZM223 226V227H222ZM241 228H239V227ZM248 226V227H247ZM158 227V228H157ZM213 229H212V228ZM236 227V228H235ZM161 228V229H160ZM163 228V229H162ZM167 228V230H165ZM210 228V229H209ZM221 228H224V230L223 229H221ZM260 228H261V230H260ZM159 229V230H158ZM169 229V230H168ZM251 229H252V231H251ZM136 230V232H134ZM148 230H150L149 232H148ZM158 230V231H157ZM162 230H164V233H162L161 234V232H163ZM179 232H178V231ZM214 230V231H213ZM219 230L221 231L220 233H219ZM227 230V231H226ZM238 230V231H237ZM245 231V232H243V231ZM247 230V231H246ZM159 231H160V233H159ZM174 231H177L178 232V234H176V235H173V234H175L176 232H174ZM184 231V230H183ZM210 232V234H209V232ZM216 231V232H215ZM223 231V232H222ZM225 231V232H224ZM230 231V232H229ZM251 231V232H250ZM122 232H124V231H122ZM167 234H166V233ZM169 232V233H168ZM171 232V233H170ZM212 232V233H211ZM243 232V233H242ZM254 232V233H253ZM258 233V235H257V233ZM140 233H137V236H134L133 238H136V237H139L140 236ZM156 233H157V236H156ZM160 235H159V234ZM173 233V234H172ZM222 233H225V234H222ZM236 233H238V234H236ZM241 233V234H240ZM256 233V234H255ZM155 234V235H154ZM211 234H213V235H211ZM236 234V235H235ZM250 234H252L251 236H249ZM253 234H254V236H253ZM38 235V236H37ZM153 235V236H155V237H153L152 236V238H151V236ZM166 235V236H165ZM169 235H173V236H170L169 237ZM209 235V236H208ZM224 235V236H223ZM227 235V236H226ZM238 235V236H237ZM255 235H256V237H255ZM261 235H262V237H261ZM205 236V237H206ZM212 236H214V237H212ZM219 236V237H218ZM235 236V237H234ZM237 236V237H236ZM176 237V239H177V237H178V240H179V242H178V240H175V239H172V238H175ZM187 237V238H186ZM230 239H228V238ZM239 237V238H238ZM248 237V238H247ZM30 238H28V239H30ZM155 238V239H154ZM225 240H224V239ZM238 238V239H237ZM169 239H172L173 241H172V243H170L171 242V240H169ZM216 239V240H215ZM227 239V240H226ZM233 239V240H232ZM243 239V240H242ZM255 239V240H254ZM208 240H210V241H208ZM232 240V241H231ZM229 241H231V242H233V243H229ZM213 242V243H212ZM217 242V243H216ZM226 242V243H225ZM241 242V243H240ZM156 243V244H157ZM161 243V244H160ZM174 243V244H173ZM215 243H216V245H215ZM245 243V244H244ZM126 244V245H125ZM123 246H122V248L119 250V251H117L116 252V254H117V257L115 258V262H116V264H126V262H127V259H128V257L129 256H132L133 254H137V251L140 249L139 248V245L137 244L136 245V243L134 244V246H131V245H133V244H129V243H125ZM229 244V245H228ZM256 244H257V246H256ZM168 245H169V248H170V246H172L170 249L172 250H170L169 248H168ZM210 245V246H209ZM216 247H215V246ZM254 245V246H253ZM149 247H150V249H149ZM147 246L146 248L147 249H145L146 251H145V253L147 252V250H148V252L147 253H149L150 251H151V246ZM213 247V248H212ZM224 247H226V248H224ZM127 250H126V249ZM134 248V249H133ZM164 248V249H163ZM166 248H168L169 250V252L170 253H168V252H166L165 253V251H167V249ZM193 248V249H192ZM259 249V250H257V249ZM129 249H130V251H129ZM166 249V250H165ZM137 250V251H136ZM150 250V251H149ZM165 253H163L162 251ZM124 251V252H123ZM128 251V252H127ZM135 251H136V253H135ZM241 251V252H240ZM120 252V253H119ZM156 252H158V253H160L158 250L156 251ZM221 252V256H220V253ZM228 252V253H227ZM239 252V253H238ZM261 252V253H260ZM167 253H168V255H167ZM206 255H205V254ZM121 254H122V256H121ZM125 254V255H124ZM130 254V255H129ZM132 254V255H131ZM242 254V255H241ZM244 254V255H243ZM124 255V256H123ZM129 255V256H128ZM193 255V256H192ZM226 256V258H224L225 256ZM166 256H168V259L166 258ZM220 256V257H219ZM231 256V257H230ZM119 257H121V259L119 258ZM158 257V258H157ZM206 257H210L209 259L208 258H206ZM206 258V259H205ZM212 258V259H211ZM221 258V259H220ZM260 258H261V260H260ZM157 259V260H156ZM205 259V260H204ZM141 260V259H140ZM163 260V261H162ZM171 260H172V258H171ZM170 260V261H171ZM213 260V262H211ZM258 260V261H257ZM196 261V262H195ZM204 261V262H203ZM206 261V262H205ZM223 261V262H222ZM240 262V263H239Z\"/></svg>", "mask_w": 264, "mask_h": 264}]
</instances>
